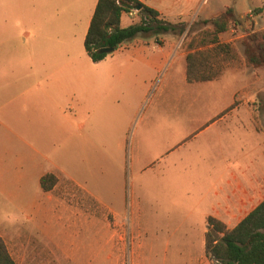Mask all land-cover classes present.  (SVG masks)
<instances>
[{"label":"rangeland","instance_id":"obj_1","mask_svg":"<svg viewBox=\"0 0 264 264\" xmlns=\"http://www.w3.org/2000/svg\"><path fill=\"white\" fill-rule=\"evenodd\" d=\"M176 4V20H186L183 35H172L176 57L133 99L127 122L100 121L94 131L88 123L79 135L85 143L79 181L90 194L67 195L57 180L44 195L31 188L15 195L18 200L0 195V237L15 264H212L205 254L204 218L211 185L234 172L250 177L245 163L263 160V151L254 150L244 134L264 136V62L254 67L245 55L247 47H264V0ZM225 8L239 22L220 39L231 45L234 58L220 65L215 80L186 83L188 45L194 40L197 46L201 33L211 29L202 22ZM137 22L125 17L128 25ZM159 37L170 39L151 35L144 42L152 49ZM174 90L171 128L166 117ZM56 142L58 153L49 157L60 164V141L48 139L50 148ZM4 164L12 167L13 155ZM13 179L9 169L1 181L13 186ZM222 220L232 228L238 218Z\"/></svg>","mask_w":264,"mask_h":264},{"label":"crops","instance_id":"obj_2","mask_svg":"<svg viewBox=\"0 0 264 264\" xmlns=\"http://www.w3.org/2000/svg\"><path fill=\"white\" fill-rule=\"evenodd\" d=\"M183 1L191 0H139L158 12L160 19L186 24L182 17L176 20V3ZM97 3L98 0H0L2 196L13 194L14 198L30 188L44 195L48 192L41 188L40 181L46 175H54L67 195H77L81 190L89 193L79 181L85 144L79 135L88 123L90 131H94L100 121L127 122L133 112V99L140 96L141 90L147 92L150 79L164 70L171 57H176L172 34H168L170 39L157 38L152 49L144 42L151 35H138L94 63L84 41ZM126 16L137 17L139 22L135 24L141 21L137 10L124 13L122 28L131 26L125 23ZM169 108L166 120L174 128L175 90ZM244 135L254 150L263 151V160L252 157L245 163L244 169H252L250 177L234 172L214 181L209 210L204 216L226 226L228 223L222 219L238 218L235 227L264 200V136L257 131ZM48 139L60 141V164L49 157L58 153V142L50 148ZM11 155L14 164L8 167L4 161ZM9 169L14 171L13 186L1 181Z\"/></svg>","mask_w":264,"mask_h":264},{"label":"trees","instance_id":"obj_3","mask_svg":"<svg viewBox=\"0 0 264 264\" xmlns=\"http://www.w3.org/2000/svg\"><path fill=\"white\" fill-rule=\"evenodd\" d=\"M137 6L141 7L138 11L140 23L122 28V14L136 10ZM202 23L209 24L211 29L201 33L197 46L194 45V40L188 45L189 52L185 57L188 83L215 80L220 75V65L234 58L231 45L220 40L223 33L239 24L234 11L225 8L221 16L206 19ZM185 25L183 22L175 24L160 19L158 12L142 5L139 0H98L84 47L94 63L100 62L110 54L101 53V49L117 51L138 35L181 36L185 32ZM263 51L264 47L261 46L257 49L247 47V63L259 67L264 62ZM56 184L57 178L54 175H46L40 181L45 192L51 191ZM207 226L205 254L212 264H264V200L232 229L213 217L207 218ZM0 264H15L2 237Z\"/></svg>","mask_w":264,"mask_h":264},{"label":"water","instance_id":"obj_4","mask_svg":"<svg viewBox=\"0 0 264 264\" xmlns=\"http://www.w3.org/2000/svg\"><path fill=\"white\" fill-rule=\"evenodd\" d=\"M141 9L140 6H137L136 7V10L139 11ZM113 50L112 49H108V48H105V49H101L100 52L101 53H111Z\"/></svg>","mask_w":264,"mask_h":264}]
</instances>
